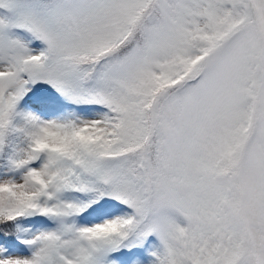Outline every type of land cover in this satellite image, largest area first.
<instances>
[{"label": "snow or ice", "instance_id": "1", "mask_svg": "<svg viewBox=\"0 0 264 264\" xmlns=\"http://www.w3.org/2000/svg\"><path fill=\"white\" fill-rule=\"evenodd\" d=\"M0 264H264V0H0Z\"/></svg>", "mask_w": 264, "mask_h": 264}]
</instances>
